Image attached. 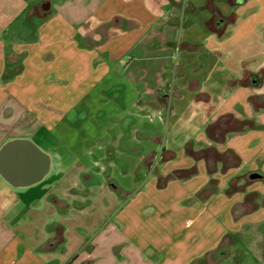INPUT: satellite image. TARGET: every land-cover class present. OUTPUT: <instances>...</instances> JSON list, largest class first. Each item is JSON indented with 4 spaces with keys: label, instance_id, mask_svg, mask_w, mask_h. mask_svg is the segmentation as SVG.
<instances>
[{
    "label": "crops",
    "instance_id": "obj_1",
    "mask_svg": "<svg viewBox=\"0 0 264 264\" xmlns=\"http://www.w3.org/2000/svg\"><path fill=\"white\" fill-rule=\"evenodd\" d=\"M221 1L0 0V148L50 157L0 174V264H213L263 230L264 0Z\"/></svg>",
    "mask_w": 264,
    "mask_h": 264
},
{
    "label": "rangeland",
    "instance_id": "obj_2",
    "mask_svg": "<svg viewBox=\"0 0 264 264\" xmlns=\"http://www.w3.org/2000/svg\"><path fill=\"white\" fill-rule=\"evenodd\" d=\"M238 0H222L221 2H228L230 4ZM220 2V0H219ZM223 5V4H222ZM130 182L129 180H120ZM134 183V182H130ZM99 196H97V201L94 207H89L84 213H78L79 219L82 222L90 224V226L96 227L99 224H107L112 222L115 218V212L119 210L124 205V199L122 196H115L108 194V191L102 190ZM12 197L10 195H5L2 198V214L7 215V207H11L13 204ZM27 207L22 203L19 207V211L15 214L25 216ZM7 221L12 219L7 215ZM245 236V235H244ZM151 238V236H150ZM215 257L210 258L208 261L213 264H264V228L261 232L256 234V229L254 233H250L246 236L243 244H238L235 240L232 244H228L222 254L214 255Z\"/></svg>",
    "mask_w": 264,
    "mask_h": 264
},
{
    "label": "water",
    "instance_id": "obj_3",
    "mask_svg": "<svg viewBox=\"0 0 264 264\" xmlns=\"http://www.w3.org/2000/svg\"><path fill=\"white\" fill-rule=\"evenodd\" d=\"M50 169V157L30 139H12L0 148V174L13 186L41 181Z\"/></svg>",
    "mask_w": 264,
    "mask_h": 264
},
{
    "label": "trees",
    "instance_id": "obj_4",
    "mask_svg": "<svg viewBox=\"0 0 264 264\" xmlns=\"http://www.w3.org/2000/svg\"><path fill=\"white\" fill-rule=\"evenodd\" d=\"M173 176H178V175L174 174ZM215 182H216V181H215L214 179L211 180V184H213V183H215ZM215 253H216V254H214V255L222 254V253H223V247L220 248L219 251H218V252H215Z\"/></svg>",
    "mask_w": 264,
    "mask_h": 264
}]
</instances>
